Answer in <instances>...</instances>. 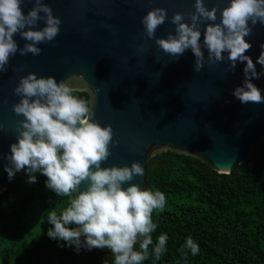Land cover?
Returning <instances> with one entry per match:
<instances>
[{"label": "water", "instance_id": "obj_1", "mask_svg": "<svg viewBox=\"0 0 264 264\" xmlns=\"http://www.w3.org/2000/svg\"><path fill=\"white\" fill-rule=\"evenodd\" d=\"M43 2L62 21L59 35L49 44L37 45L42 49L38 56L17 52L10 57L7 72L0 73V192L10 181L5 167L11 165L6 157L11 155L10 146L18 142L16 124L23 119L12 110L20 100L13 89L29 73L38 78L52 76L57 82L66 80L72 94L88 103L92 119L101 126L111 125L113 140L119 143L109 145L112 155L102 167H130L139 162L144 175L130 183L141 189L151 155L172 150L228 174L264 141V103L242 104L233 95L243 85L246 61L237 62L234 71L228 70L227 59L209 65L203 49V24L200 42L205 61L199 73L193 70L191 49L175 60L144 35L141 19L149 10H167V20L156 31V38H167L170 32L175 34V25L170 23L173 14L194 12L195 0ZM229 2L204 0L209 10H222ZM33 6L27 0L21 5L25 14ZM217 16L219 22L220 11ZM185 22L190 23L187 18ZM44 26L39 21L35 30ZM14 39L19 48L27 42L19 34ZM245 40L252 45L245 54L260 74L251 82L264 96V66L257 63L264 51V25L254 26ZM141 46L147 51H140ZM86 187L82 183L79 190ZM98 250L111 251L106 247Z\"/></svg>", "mask_w": 264, "mask_h": 264}, {"label": "clouds", "instance_id": "obj_2", "mask_svg": "<svg viewBox=\"0 0 264 264\" xmlns=\"http://www.w3.org/2000/svg\"><path fill=\"white\" fill-rule=\"evenodd\" d=\"M24 2L0 0V73L7 72L10 57L17 52L22 56L29 53L38 56L42 49L37 45L53 42L60 33L61 19L53 15L43 0H27L34 6L26 14L21 7ZM194 8V12L173 14L170 23L175 25V34L170 32L167 38H156L158 27L167 20V10H149L141 19L144 35L154 39L158 48L175 60L191 49L195 57L193 70L199 73L205 61L200 42L201 25H205L203 49L207 50L208 64L227 59L228 70L234 71L237 62L246 61L243 85L233 95L242 104L264 103L261 90L251 82L260 74L245 54L252 47L245 37L258 23L264 25V0H230L222 10L217 7L209 10L204 0H195ZM186 18L190 23L185 22ZM39 21H44L45 26L35 30ZM16 34L27 41L22 48L14 39ZM140 51L146 52L147 48L141 46ZM257 63L264 66V51ZM13 92L20 100L12 105V110L23 119L16 124L18 142L10 146L11 155L6 157L11 165L5 167L9 180L26 169L28 182L35 183L34 173L39 172L47 177L48 189L57 196L71 198L69 206L59 215L56 211L48 213L47 221L52 225L47 233L49 238L75 246L77 251L82 247L88 250L106 247L115 258L114 264H142L149 256L152 233L157 227L152 214L164 209L165 195L130 183L144 175L139 162H132L130 167H102L112 155L109 145L119 142L113 140L111 125L101 126L92 119V109L85 100L72 94L66 80L57 82L52 76L38 78L29 73L20 77ZM82 183L87 187L80 191ZM125 184L128 186L123 187ZM167 240L166 235L158 237L153 248L156 260L165 251ZM138 242L139 251L134 249ZM184 248L193 256L200 251L191 237Z\"/></svg>", "mask_w": 264, "mask_h": 264}, {"label": "trees", "instance_id": "obj_3", "mask_svg": "<svg viewBox=\"0 0 264 264\" xmlns=\"http://www.w3.org/2000/svg\"><path fill=\"white\" fill-rule=\"evenodd\" d=\"M34 175L29 183L21 170L0 192V264H114L111 251H77L49 238L48 213L59 215L71 198L57 196L46 176ZM143 190L162 192L165 207L152 214L157 227L142 264H264V141L228 174L172 150L151 155ZM160 235L168 240L156 260ZM189 237L200 249L195 256L184 248Z\"/></svg>", "mask_w": 264, "mask_h": 264}]
</instances>
